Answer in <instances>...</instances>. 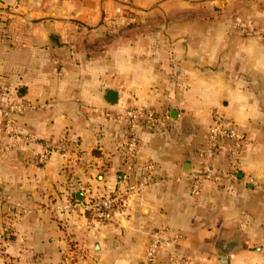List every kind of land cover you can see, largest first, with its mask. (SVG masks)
<instances>
[{
    "label": "crops",
    "instance_id": "0c3cea01",
    "mask_svg": "<svg viewBox=\"0 0 264 264\" xmlns=\"http://www.w3.org/2000/svg\"><path fill=\"white\" fill-rule=\"evenodd\" d=\"M0 10L14 19L0 39V233L5 224L13 231L0 241V264H145L158 228L180 236L168 251L195 264H264V0H0ZM131 22L145 25L118 30L115 44L87 46V35ZM15 90L35 106L16 131L39 143L67 137L73 152L41 163L39 144L2 131ZM120 105L160 115L157 127L138 128L131 176L127 128L112 115ZM216 110L248 137L242 171L192 197L188 176ZM141 183L112 221L61 212L87 189L102 195ZM236 235L242 247L221 261L218 245Z\"/></svg>",
    "mask_w": 264,
    "mask_h": 264
},
{
    "label": "built area",
    "instance_id": "2783aa9c",
    "mask_svg": "<svg viewBox=\"0 0 264 264\" xmlns=\"http://www.w3.org/2000/svg\"><path fill=\"white\" fill-rule=\"evenodd\" d=\"M1 14H5L2 12ZM35 108L31 103L18 97V92H13L5 102L1 112L2 131L10 137L24 140L27 144H39L42 151L38 160L44 163L50 159L53 153H60L63 156L69 155L76 149V142L67 137L56 141H44L39 143L33 137L16 131L17 118L28 110ZM112 115L121 121L127 128V137L124 145V157L126 159L128 175L131 176L135 169V159L139 149L137 131L141 126L155 128L160 122V115L157 110L143 106L120 105ZM248 137L239 125L231 118L223 115L219 110L213 114V121L208 129L205 145L199 152L200 162L198 167L191 170L188 178L191 180V196L198 197L201 194L204 183H211L220 188H225L232 182L237 181L242 171V161ZM145 170L148 175L153 170V164L147 163ZM145 186L129 185L124 192L108 194H94L90 189L85 190L89 195L83 202L73 197L67 199L61 208L62 213H71L77 210L89 215L99 223L109 222L115 218L117 212L122 211L126 205L123 198L124 193L134 192ZM12 226L7 225L2 229L0 241L6 243L12 238ZM70 246L75 244L74 235L66 233ZM180 236L175 235L169 228H158L151 232L147 248L145 264H195L194 260L185 254L170 252L168 247L176 245ZM165 254V262H159V257Z\"/></svg>",
    "mask_w": 264,
    "mask_h": 264
},
{
    "label": "rangeland",
    "instance_id": "374dc122",
    "mask_svg": "<svg viewBox=\"0 0 264 264\" xmlns=\"http://www.w3.org/2000/svg\"><path fill=\"white\" fill-rule=\"evenodd\" d=\"M2 13V10H0V33L2 30H4L3 28H5V26H8L13 22V17H12V14H8L6 16L9 17V23L8 25L2 21V18L5 16ZM5 16V17H6ZM138 22H131V23H127V24H123V25H116V24H113L112 27H116V31H113V32H107V33H104L103 36L101 35H97V36H86L85 40H86V43H87V46L90 47V48H100V47H103L107 44H115L116 42H118L121 37H122V33L118 32V30H123L125 31L126 29L128 28H137V27H140V26H143L145 25L144 22L143 23H140L137 24ZM3 26V27H2ZM8 28H5V30H7ZM8 37V36H7ZM83 44V42H82ZM7 226L6 224L4 225V227ZM3 227V228H4ZM2 228V229H3ZM2 233V232H1ZM0 233V235H1ZM3 244V243H2Z\"/></svg>",
    "mask_w": 264,
    "mask_h": 264
},
{
    "label": "water",
    "instance_id": "95a60500",
    "mask_svg": "<svg viewBox=\"0 0 264 264\" xmlns=\"http://www.w3.org/2000/svg\"><path fill=\"white\" fill-rule=\"evenodd\" d=\"M20 94L24 93V89L19 91ZM106 101L111 104L115 105L118 103V93L113 90H109L106 94ZM80 194L77 195L79 199ZM242 247V243L238 235H236L229 243H220L217 247L218 252L220 253L221 261H226L227 257L231 254H234L240 250Z\"/></svg>",
    "mask_w": 264,
    "mask_h": 264
},
{
    "label": "trees",
    "instance_id": "16d2710c",
    "mask_svg": "<svg viewBox=\"0 0 264 264\" xmlns=\"http://www.w3.org/2000/svg\"><path fill=\"white\" fill-rule=\"evenodd\" d=\"M5 16L2 18V21L5 22L8 25V23H9V17L8 16L5 17ZM8 35L9 34L6 32V30L5 31H1V33H0V39H6Z\"/></svg>",
    "mask_w": 264,
    "mask_h": 264
}]
</instances>
